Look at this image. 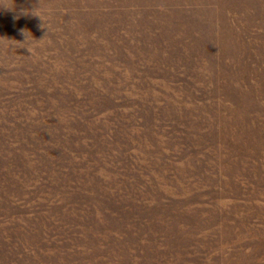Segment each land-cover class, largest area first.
Returning a JSON list of instances; mask_svg holds the SVG:
<instances>
[{
	"label": "rangeland",
	"instance_id": "obj_1",
	"mask_svg": "<svg viewBox=\"0 0 264 264\" xmlns=\"http://www.w3.org/2000/svg\"><path fill=\"white\" fill-rule=\"evenodd\" d=\"M0 264H264V0H0Z\"/></svg>",
	"mask_w": 264,
	"mask_h": 264
}]
</instances>
